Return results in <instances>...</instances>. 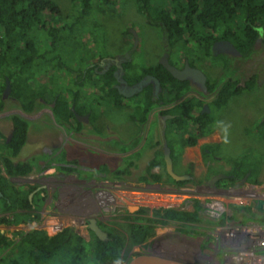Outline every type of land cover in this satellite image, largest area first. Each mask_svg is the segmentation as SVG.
<instances>
[{
	"label": "flooded vegetation",
	"instance_id": "af4514ba",
	"mask_svg": "<svg viewBox=\"0 0 264 264\" xmlns=\"http://www.w3.org/2000/svg\"><path fill=\"white\" fill-rule=\"evenodd\" d=\"M131 38V45L122 38L124 48L122 51L98 55L87 63L82 70L81 80L77 81V84L73 82L80 77L72 71L70 78L72 83L63 88L67 90L61 92L66 101V106L63 108H57V103L53 100L54 95L57 94L52 91L46 94L45 99L37 98L28 110V106L22 105L12 96L11 85L10 91L7 94L4 93L6 82L9 80L5 76L0 79V85L4 84L0 90V199L2 203L0 220L18 219L20 223L12 227L22 231L34 225L38 226L36 222L24 224L29 219L41 220L43 217H54L61 206L69 203V186L71 185L69 180L74 177V171L83 166L82 169L86 171V180L90 182L83 185L86 188H82L81 192L89 203V209L77 216L78 225L68 222L59 232L70 228L72 232L80 236L79 232H84L83 238L90 240L92 231L88 228L89 221L95 220L98 228L106 233V239L103 240L106 242L109 240L108 232L125 234L127 223L145 224L144 220L151 218L152 211L155 209H175L193 213L195 202L198 201L201 206L197 211L198 222L168 221L165 225L154 226V235L151 238L141 245L132 247L137 251L134 258L130 259L131 250L124 259L128 249L127 243L125 244L120 254L119 264H136L137 259L141 257L168 259L171 264H181V261L172 256L176 245L172 240L181 236L183 239L179 247L188 246V249L195 251V254L193 252L191 254L192 261L197 262L198 257L200 258L198 260H204L206 264H218V258L226 261L224 248L226 238L217 228V221L218 223L220 221L214 220V224L203 225V205L199 196L201 198L214 195L229 199L236 196L249 198L251 188L259 185L264 187V156L261 157L259 154L258 157L261 158L254 162L253 166L233 165L223 161L220 155L215 154L211 149L222 143L216 117V112L220 110L219 93L225 87L231 90V85H234L233 90H239L237 94L239 95L240 92L249 88L252 79L254 86L261 87L264 84V65L263 72H260L261 68L252 70L251 67L254 65H251L249 58L251 54H241L235 47L236 54L221 53L218 47L215 49L217 53H214L212 47L216 42L228 41L217 40L211 45L212 56L196 54L192 57L194 59L192 62L185 56L172 60L166 52V43H163V52L155 58L154 63L135 69L133 54L137 51L138 44L134 47L133 35ZM258 39L260 43L261 39ZM258 39L253 48L258 44ZM261 45L264 51L262 42ZM209 57H222L225 61L224 67L213 63L208 65L207 62L202 66L204 60ZM166 62L180 71H183L187 65L190 69L200 72L204 78L201 79L187 72L184 80H178L183 86L178 98L174 97L173 100L176 104L193 102V112L187 117V110L184 109L183 119L189 122L191 127L198 128V131L200 129L203 132L207 131L196 138L193 146L185 143L189 139L187 132L181 136V147L169 141L170 138L179 136V133L167 132L174 129V124H170V121L175 116L170 114L174 103L167 90ZM86 70L92 71L93 75H87ZM226 71H231L232 75L226 76L221 83L215 84L218 77ZM109 74L114 80L111 85V89L115 91L113 99L107 98L112 93L107 87L108 77L103 78ZM84 86H89L88 89L95 93L97 99L114 100V106L122 116L120 123L123 121L128 124V134L127 131L126 133L111 132L107 123L92 122L91 119L94 116L91 115V110L86 109L87 112L84 113L75 109L74 95L76 90H81ZM96 88L101 89L98 95ZM132 88L136 90L132 91ZM81 98L82 93L78 103ZM209 117L212 118V127L205 126ZM17 121L23 134V143L19 148L12 142ZM70 142L71 145H69ZM166 146L172 161V172L185 179L175 181L167 174ZM204 146L210 149H205L203 152ZM80 147L92 150L94 154L85 152ZM28 148L31 152L27 156L22 154L23 150ZM193 148H196L197 155L189 157L187 151ZM56 156H61L62 163L54 161ZM253 167L257 168V175L252 177L250 173L253 172ZM26 170H29L28 173H24ZM47 170H53V173L42 176L41 173ZM243 171L245 173L240 177L234 175L236 172ZM212 179H214L213 184H210ZM221 180L225 181V185L221 186ZM254 180L256 184L252 183ZM246 189L247 192L244 191ZM123 190L132 194H156L164 197L170 194H185L190 199L186 200L187 203L183 208L176 205L166 207L163 204L151 205V207L138 205L131 208L123 206L121 198L116 195ZM25 199L28 200V207H26ZM51 203L55 205V208L45 212L43 216L46 208L44 206ZM141 209H147V214L141 213ZM228 215H230L229 212L226 216ZM169 224H175V226L167 228ZM0 226L7 230L11 228ZM203 227L205 229H202ZM160 232L165 233H161L162 236H160L158 235ZM162 243H166V248Z\"/></svg>",
	"mask_w": 264,
	"mask_h": 264
},
{
	"label": "trees",
	"instance_id": "16d2710c",
	"mask_svg": "<svg viewBox=\"0 0 264 264\" xmlns=\"http://www.w3.org/2000/svg\"><path fill=\"white\" fill-rule=\"evenodd\" d=\"M116 1L70 0L73 16L65 19L53 0H0V79L5 76L9 80L12 96L22 105L28 106L29 110L37 98L45 99L46 94L53 91L57 94L53 97L57 108L65 107L66 101L61 92L67 90L63 88L72 83V71L80 77L85 65L102 55L97 50L103 48L98 46L91 30L94 26L98 28L94 15L99 12L117 16ZM133 1L136 12L145 19L148 26L160 30L163 43H166V52L171 57L179 51L191 62L194 60L192 57L199 53L212 56L211 45L217 40H228L241 54H252L253 45L258 38L264 45V0ZM93 47L98 49L93 51ZM86 74L93 75V72L86 70ZM106 77L109 79L107 87L114 95L115 91L111 89L113 77L109 74L103 78ZM80 80L81 77L73 83L77 84ZM166 83L174 103L170 114L175 116L170 121V124H174V129L167 132L179 133V136L172 137L169 141L181 147V136L187 132L189 139L185 143L193 146L196 138L207 131H198V128L191 127L183 119L184 109L187 110V117L193 112V102L176 104L173 101L180 95L182 82L166 71ZM253 84L252 79L250 85ZM3 85L1 83L0 90ZM231 88L229 90L225 87L219 93L220 108L226 105L231 96L239 93V90H233L234 85ZM96 89L101 92V89ZM77 91L74 95L75 109L85 113L90 107L86 108L78 103L80 93ZM205 126L212 127L211 117ZM12 142L18 148L23 143L18 121ZM205 149L210 148L204 146L203 152ZM243 173L245 172H236L234 175L240 177ZM250 175L256 176L257 172H251ZM252 183L257 182L254 180ZM29 190L30 188L27 191ZM25 201L28 207V200ZM254 207L259 213H263L258 222L264 226V201H257ZM200 208L196 201L193 213L155 209L151 218L144 220L145 224L127 223L125 234L108 232L109 240L106 242L100 241L92 232L90 240H85L70 228L53 236H48L44 230L0 232V264H86L83 261H86L88 255L94 264H119L120 254L126 243L127 248L141 245L154 235V226L165 225L168 221L198 222L197 211ZM251 211L250 206L231 205L228 207L230 215L225 216L224 220L236 221L237 214L245 219V215L251 214ZM141 213L147 214V209H141ZM34 222H38V218L29 219L24 224ZM19 223L18 219L0 220V225L8 227Z\"/></svg>",
	"mask_w": 264,
	"mask_h": 264
},
{
	"label": "rangeland",
	"instance_id": "374dc122",
	"mask_svg": "<svg viewBox=\"0 0 264 264\" xmlns=\"http://www.w3.org/2000/svg\"><path fill=\"white\" fill-rule=\"evenodd\" d=\"M53 1H55L60 7L63 18L67 19L70 16H73L70 0ZM116 3V8L118 9L117 16L113 17L103 15L99 12H96L94 15V18L97 21L95 23L98 28H95L94 26L91 30H93V34H95L94 36L96 38L98 46L103 49L101 50L97 48V50L93 47V51L97 50L98 53L102 55L106 53H114L120 50L122 51L124 49L122 46V38L126 40L127 44L131 45V33L132 31H134L138 39V49L135 54H133L135 69L139 68L140 66L151 65L155 62V58L163 52V40L160 34V30L158 28L148 26L145 19L136 12V7L133 0H117ZM199 55L203 54L199 53ZM174 57L182 58L183 54L179 51L178 53L174 54L171 59L174 60ZM249 58L251 60V65H254V67H251L252 70L254 68H261L260 72H263L264 51L261 42L253 48V52ZM206 62L208 63V65L213 63L216 66L224 67L225 61L222 57H209L208 59L204 60V63H202L201 65L204 66ZM231 75V71H226L222 76L218 77L215 84L221 83V81H223L226 76ZM84 88L85 90H83ZM84 88L78 90L80 94L82 93V98L80 99L81 102L79 101V103H81L83 107H90V110L92 112L91 115L94 116L91 119L92 122H96L97 124L99 123V121H101L107 123L108 128L111 132L121 133L123 131V133H126L127 131L128 134V124L123 123V121L122 123H120V118L122 116L121 114H119V111L116 110L112 100H105V98H102L103 100L99 98L97 99L95 96H93L94 94L92 93V91L88 89L89 86H84ZM98 94H100V92L97 91V95ZM107 98L113 99L115 98V96L111 94L110 96H107ZM216 115L217 123L219 124V131L222 136V143L218 147L213 146L211 149L215 154L220 155L223 161H228V163H232L233 165L249 164L253 166L254 162L259 161L258 159L264 156V84L261 87L250 85L248 89L240 92L239 95L231 97L228 100L227 104L221 107L218 112H216ZM125 116L128 115L125 114ZM69 145H71V142ZM81 149L85 152L88 151L89 153L94 154V151L92 150H87L86 148ZM187 154L189 157H192V155H197L196 148L188 150ZM259 154H261V157H258ZM60 157L61 156H56L54 161H60ZM252 171L254 173L257 172V168H254ZM220 184L221 186L225 185V181L221 180ZM263 188L264 187L262 185L251 188V196L249 198L243 197V200L241 202H235L234 199L223 198L221 195H214L212 197L202 196V198L199 196V198L202 199L203 205V225H208L210 223L214 224V220H219L222 221L221 225L217 221V228L219 231L224 230L226 224V229L228 230L229 225L232 224L233 227L231 226V230L237 227L235 229L241 231L240 237L247 236L248 234L251 236V241L250 243H248L249 245L247 244V242L243 243L241 241V244L237 247V251H235H246L247 254L244 257L242 264H264V247H259L256 241V238L258 237L257 228L263 227V225L258 222L263 213H259L254 207L257 201H264ZM244 191L247 192V189ZM116 195L117 197L121 198L123 206L131 208H134L138 205L151 207V205L157 204H163L164 206L166 205V207L176 205L179 208H183L187 203L186 200L190 199L189 196L185 194H170L164 197L156 194H132L129 192H125L124 190L117 192ZM200 199L198 200L200 201ZM161 200L164 201L162 202ZM213 202H216L218 204V210L211 208L213 206ZM0 205H2L1 199ZM231 205L250 206L252 209L251 214H249L248 216L245 215V219H243L242 215L239 214L236 216V221H225L224 217L228 214V207ZM209 213L213 214V216ZM217 215H219L220 217H216ZM50 220L52 219H46L44 220V225L41 224L44 230L48 229L49 231L50 225H52V222H49ZM71 223H73L72 225H78L79 223L77 217L73 218V221H71L70 224ZM173 226H175V224H169L166 227L172 228ZM118 227L122 229V227ZM0 229L6 232L5 229ZM202 229L205 228L203 227ZM15 230V228H11L10 231L12 232ZM79 233L82 237L85 235L84 232ZM161 233L165 232H160L158 233V235L160 234V236H162ZM46 234H52V232H46ZM10 236L11 235H9V237ZM181 241L182 240H180L179 238L172 240V242H175L176 244L174 246L172 256L181 261V264H190L188 262H192L191 264H206L204 260H198L200 259L199 257L197 259V262L192 261L191 254L192 252L195 254L194 249L192 251L191 248L188 249L186 248V246L179 247L181 245ZM162 245L164 246V248H166V243H162ZM131 250L132 253L130 259L135 257L134 254L135 252H137L136 249L128 248L124 255V259L127 257V254ZM227 252H225L226 259L231 255L230 251ZM86 258L87 262L84 260L83 263L94 264L89 255ZM218 264H228V262L223 261L221 258H218Z\"/></svg>",
	"mask_w": 264,
	"mask_h": 264
},
{
	"label": "crops",
	"instance_id": "0c3cea01",
	"mask_svg": "<svg viewBox=\"0 0 264 264\" xmlns=\"http://www.w3.org/2000/svg\"><path fill=\"white\" fill-rule=\"evenodd\" d=\"M47 141V140H46ZM31 152V150L25 149L23 150L22 154L24 155H28ZM61 158V157H60ZM86 158H90V157H86ZM62 158L60 161H58L59 163H62ZM64 162V161H63ZM65 163V162H64ZM83 166L81 167V169H78L76 171H74V177L70 178L71 180H69L71 182V185L69 186V191H70V196H69V203L66 205L61 206V208L57 211V214L54 215V217H43V219L41 218V220H38V222H36L35 224H38V226L34 227H28L26 228V230H22L24 232H29L31 230H44L42 225H44V220L51 218L52 220H50L49 222H52V224L56 223V222H61L63 224V226H65L68 222L73 221V218L77 217L79 214L81 213H85L88 211L89 209V203L85 197L84 194H82L83 192H81L82 188L85 189L83 187V185H85V183H89V180H86V171L84 169H82ZM87 168V167H85ZM53 173V170H47V171H43V173H41L42 176H46V175H51ZM79 185V186H78ZM78 195V196H77ZM45 210L43 211V216L45 212H49L50 209L52 210L53 208H55V205H53V203L48 204ZM65 214V217H63ZM63 215V216H62ZM56 216V217H55ZM62 216V217H61ZM78 218V217H77ZM47 222V221H46ZM42 224V225H41ZM5 229L6 232H11V228H9L8 230L5 227H0ZM18 231V230H15ZM12 231V232H15ZM45 232H51L50 228L49 231L48 229L44 230ZM0 232H4V230L0 229ZM180 240L183 239V237H178ZM186 248H188V246H186ZM167 264H171L170 261L168 259H166Z\"/></svg>",
	"mask_w": 264,
	"mask_h": 264
},
{
	"label": "water",
	"instance_id": "95a60500",
	"mask_svg": "<svg viewBox=\"0 0 264 264\" xmlns=\"http://www.w3.org/2000/svg\"><path fill=\"white\" fill-rule=\"evenodd\" d=\"M132 35L134 38V47L137 45L138 39H137V35L134 31H132ZM260 40H257V43ZM218 47V50L220 48V52L221 53H235L236 54V50L234 48V46L228 42V41H221V42H216L213 47L212 50L214 51V53H217L215 51V49ZM166 70L170 73V75L179 80L182 81L184 80V75L187 74V72H190L191 74L200 77L201 79L203 78V75L196 71V70H192L190 69L187 65L185 66V69L183 71H180L176 68H174L173 66L169 65L166 62ZM140 89V86H139ZM138 89V90H139ZM136 90L135 88H132V91ZM10 91V84L7 81L6 82V86H5V90L4 93L7 94ZM165 161H166V172L167 174L173 179V180H183L185 179L184 177L181 176H176L173 172H172V161L170 159L169 156V149L166 146V155H165ZM215 179V178H214ZM214 179H212L210 181V184H213ZM89 230H91L93 232V234L100 240L103 241L104 239H106V233L102 232L98 226L96 225V221L95 220H90L89 221ZM136 264H167L166 259H160V258H156V257H141L139 259H137Z\"/></svg>",
	"mask_w": 264,
	"mask_h": 264
},
{
	"label": "built area",
	"instance_id": "2783aa9c",
	"mask_svg": "<svg viewBox=\"0 0 264 264\" xmlns=\"http://www.w3.org/2000/svg\"><path fill=\"white\" fill-rule=\"evenodd\" d=\"M235 202H241L243 200V197L241 196H236L233 198ZM217 203L213 202V206L211 207L212 209L218 210L217 207ZM210 215L213 216V214L209 213ZM216 217H220L219 215H217ZM231 226L232 224L229 225L228 230L226 229L227 224L225 225L224 230L220 231L222 236L226 238V241H224V245H225V250L230 251L231 255L229 256V258L226 259V262H228V264H242L245 255L247 254L245 250L239 251V252H235L237 251V247L241 244V241L250 243L251 241V236L248 234L247 236H241V231L238 229H235L237 227H235L234 229L231 230ZM63 227V224L61 222H56L52 225H50V231L52 232V234H48L49 236L59 232L61 230V228ZM233 227V226H232ZM234 230V231H233ZM257 244L259 247H264V226L263 227H258L257 228ZM242 238V240H241ZM227 242V243H225ZM249 245V244H248ZM244 247V246H242ZM228 253V252H227Z\"/></svg>",
	"mask_w": 264,
	"mask_h": 264
}]
</instances>
